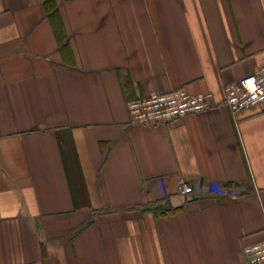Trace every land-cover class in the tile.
<instances>
[{"label": "crops", "instance_id": "1", "mask_svg": "<svg viewBox=\"0 0 264 264\" xmlns=\"http://www.w3.org/2000/svg\"><path fill=\"white\" fill-rule=\"evenodd\" d=\"M262 64L264 0H0V264H254L264 104L224 99ZM177 88L215 104L132 122Z\"/></svg>", "mask_w": 264, "mask_h": 264}, {"label": "built area", "instance_id": "2", "mask_svg": "<svg viewBox=\"0 0 264 264\" xmlns=\"http://www.w3.org/2000/svg\"><path fill=\"white\" fill-rule=\"evenodd\" d=\"M224 102L233 113L264 104V64L241 80L225 87ZM213 93L191 94L184 88L167 92H154L129 102L131 120L134 123L168 122L171 119L203 112L214 105ZM209 188L202 178L182 180L179 191L184 195H199ZM247 260L264 264V240L244 248Z\"/></svg>", "mask_w": 264, "mask_h": 264}, {"label": "bare ground", "instance_id": "3", "mask_svg": "<svg viewBox=\"0 0 264 264\" xmlns=\"http://www.w3.org/2000/svg\"><path fill=\"white\" fill-rule=\"evenodd\" d=\"M8 147H9V152H10V157L16 162V163H21V156L19 154V149L18 146L16 145V142L14 139L8 140L7 142Z\"/></svg>", "mask_w": 264, "mask_h": 264}, {"label": "trees", "instance_id": "4", "mask_svg": "<svg viewBox=\"0 0 264 264\" xmlns=\"http://www.w3.org/2000/svg\"><path fill=\"white\" fill-rule=\"evenodd\" d=\"M173 209H166L163 213H168V212H171Z\"/></svg>", "mask_w": 264, "mask_h": 264}]
</instances>
